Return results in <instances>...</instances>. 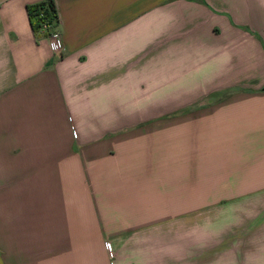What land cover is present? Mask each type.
I'll use <instances>...</instances> for the list:
<instances>
[{
  "label": "crops",
  "instance_id": "crops-1",
  "mask_svg": "<svg viewBox=\"0 0 264 264\" xmlns=\"http://www.w3.org/2000/svg\"><path fill=\"white\" fill-rule=\"evenodd\" d=\"M41 1L0 0V264H264V0H54L58 52Z\"/></svg>",
  "mask_w": 264,
  "mask_h": 264
},
{
  "label": "trees",
  "instance_id": "trees-1",
  "mask_svg": "<svg viewBox=\"0 0 264 264\" xmlns=\"http://www.w3.org/2000/svg\"><path fill=\"white\" fill-rule=\"evenodd\" d=\"M205 3L204 0H195ZM31 28L37 40L51 37L58 32L59 13L54 0H44L27 6ZM228 93H225L227 96Z\"/></svg>",
  "mask_w": 264,
  "mask_h": 264
},
{
  "label": "built area",
  "instance_id": "built-area-1",
  "mask_svg": "<svg viewBox=\"0 0 264 264\" xmlns=\"http://www.w3.org/2000/svg\"><path fill=\"white\" fill-rule=\"evenodd\" d=\"M49 41H50L51 50L54 52H58L63 46V38L59 34V32L52 34L51 37H49ZM107 249L111 252L112 245L107 244Z\"/></svg>",
  "mask_w": 264,
  "mask_h": 264
}]
</instances>
